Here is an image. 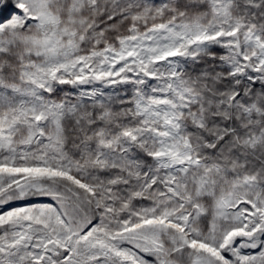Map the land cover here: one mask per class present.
I'll use <instances>...</instances> for the list:
<instances>
[{"label":"snow or ice","instance_id":"1","mask_svg":"<svg viewBox=\"0 0 264 264\" xmlns=\"http://www.w3.org/2000/svg\"><path fill=\"white\" fill-rule=\"evenodd\" d=\"M0 264H264V0H0Z\"/></svg>","mask_w":264,"mask_h":264}]
</instances>
